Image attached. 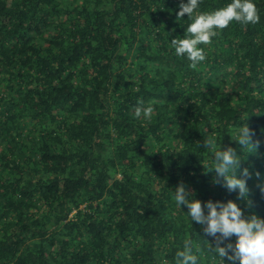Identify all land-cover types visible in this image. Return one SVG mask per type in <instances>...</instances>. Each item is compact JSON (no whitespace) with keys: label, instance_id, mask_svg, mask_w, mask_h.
<instances>
[{"label":"trees","instance_id":"16d2710c","mask_svg":"<svg viewBox=\"0 0 264 264\" xmlns=\"http://www.w3.org/2000/svg\"><path fill=\"white\" fill-rule=\"evenodd\" d=\"M230 2L201 0L193 16ZM253 3L259 21L218 29L193 68L171 44L192 22L181 0H0V264H177L186 240L199 264H221L174 190L235 200L206 172L233 147L250 172L251 204L238 203L264 216V0ZM241 123L256 151L232 138Z\"/></svg>","mask_w":264,"mask_h":264},{"label":"clouds","instance_id":"9594fccd","mask_svg":"<svg viewBox=\"0 0 264 264\" xmlns=\"http://www.w3.org/2000/svg\"><path fill=\"white\" fill-rule=\"evenodd\" d=\"M200 3L201 0H181L177 17L183 18L188 14L192 22L186 27V36L171 40L175 54L186 57L193 68L206 59L201 45L210 44L212 38L218 34V29L228 27L233 21L242 24L259 21L253 0H231L225 7L193 16ZM152 110L151 107L138 108L135 116L138 119L142 116L149 117ZM254 135V131L247 123H241L236 130V136L232 138L245 152L250 146L256 151ZM203 147L205 149L212 147V140L207 136ZM240 164L241 157L235 148L222 147L211 154V164L206 171L215 173L213 183L236 193L235 200L229 199L225 202L209 199L202 202L187 186L180 184L174 190V202L182 211L183 207L187 208L186 213L191 224L196 222L208 236L215 238L216 243L212 245L210 251L215 253L221 264H264V216L255 214L246 216L244 208L238 203L244 201L251 204V189L248 185L250 172L247 168L241 169ZM203 165L206 168L204 163ZM232 237H236L234 243L231 242ZM225 241L229 242L225 244ZM199 251L191 240H186L183 249L176 252L177 264H199L201 259Z\"/></svg>","mask_w":264,"mask_h":264}]
</instances>
